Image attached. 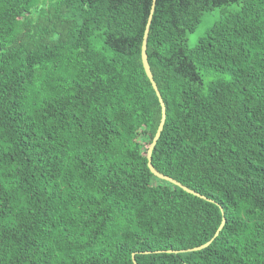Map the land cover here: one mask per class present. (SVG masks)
I'll return each mask as SVG.
<instances>
[{"label":"trees","instance_id":"16d2710c","mask_svg":"<svg viewBox=\"0 0 264 264\" xmlns=\"http://www.w3.org/2000/svg\"><path fill=\"white\" fill-rule=\"evenodd\" d=\"M151 4L0 0V264H264V0H156L210 200Z\"/></svg>","mask_w":264,"mask_h":264},{"label":"water","instance_id":"95a60500","mask_svg":"<svg viewBox=\"0 0 264 264\" xmlns=\"http://www.w3.org/2000/svg\"><path fill=\"white\" fill-rule=\"evenodd\" d=\"M155 6H156V0H152V4H151L149 16H148V19H147V23H146V27H145V31H144V35H143L142 49H141V57H142L143 67L145 69V72H146L149 80L152 83V86H153V88H154V90L156 92V95L158 96V99H159L160 104H161V119H160V122H159V125H158V128H157V131H156V133H155V135H154L151 143L149 144L148 149H147V153H146L147 160H148V167H149L150 171L155 176H157L158 178L163 179V180H166V181H169V182H171V183H173L175 185H178L179 187H181L182 189H184L185 191H187L189 193H192L193 195H196V196H199V197H202V198H205V199H209L206 196L201 195L199 192H197V191L189 188L188 186L184 185L180 181L172 178L171 176L166 175V174L160 172L159 170H157L155 168V166L152 163V152H153V149L156 146L157 141H158V139H159V137L161 135V132H162L163 127H164L165 119H166V106H165V102H164V100L162 98V95H161V93L159 91V88L157 86V83L154 80L153 73H152V70H151V67H150V64H149V61H148V54H147V40H148L149 30H150V26H151V22H152L153 13L155 11ZM225 222H226V217L223 215L222 222H221L218 230L216 231L215 236H217L219 234V232L223 228ZM212 239L209 240L208 242L200 245V246H196V247L189 248V249H181V250L167 249V250H162V251H166V252H176L177 253V252H180V251L199 250V249H202V248L208 246L209 243L212 241ZM147 252H151V251H147ZM132 259L134 261V264H137L136 263V260H135L134 253L132 254Z\"/></svg>","mask_w":264,"mask_h":264},{"label":"rangeland","instance_id":"374dc122","mask_svg":"<svg viewBox=\"0 0 264 264\" xmlns=\"http://www.w3.org/2000/svg\"><path fill=\"white\" fill-rule=\"evenodd\" d=\"M237 7L236 4L234 5H228L221 8H215L210 13L206 14L198 28L188 34L187 37V44L189 46H194L196 42L198 41L200 36H203L205 34L206 29L214 22L215 19H218L222 14L226 13L228 10H233Z\"/></svg>","mask_w":264,"mask_h":264}]
</instances>
